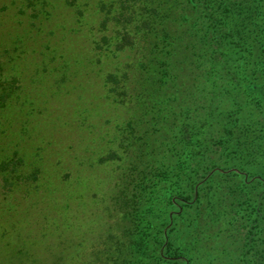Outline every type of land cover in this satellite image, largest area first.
Returning a JSON list of instances; mask_svg holds the SVG:
<instances>
[{
	"label": "trees",
	"instance_id": "trees-1",
	"mask_svg": "<svg viewBox=\"0 0 264 264\" xmlns=\"http://www.w3.org/2000/svg\"><path fill=\"white\" fill-rule=\"evenodd\" d=\"M134 1L149 140L117 186L121 237L90 263L264 264V0Z\"/></svg>",
	"mask_w": 264,
	"mask_h": 264
},
{
	"label": "rangeland",
	"instance_id": "rangeland-1",
	"mask_svg": "<svg viewBox=\"0 0 264 264\" xmlns=\"http://www.w3.org/2000/svg\"><path fill=\"white\" fill-rule=\"evenodd\" d=\"M138 4L0 0V264H91L121 237L117 186L149 140Z\"/></svg>",
	"mask_w": 264,
	"mask_h": 264
}]
</instances>
